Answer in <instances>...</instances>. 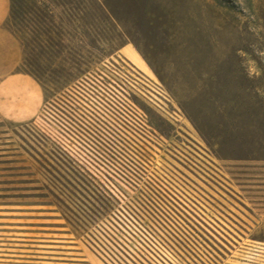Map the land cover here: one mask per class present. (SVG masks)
I'll return each instance as SVG.
<instances>
[{
    "label": "rangeland",
    "instance_id": "rangeland-1",
    "mask_svg": "<svg viewBox=\"0 0 264 264\" xmlns=\"http://www.w3.org/2000/svg\"><path fill=\"white\" fill-rule=\"evenodd\" d=\"M108 1L120 20L35 3L44 102L0 118V264H264V117L242 113L264 86V0ZM115 116L136 166L97 147Z\"/></svg>",
    "mask_w": 264,
    "mask_h": 264
},
{
    "label": "trees",
    "instance_id": "trees-1",
    "mask_svg": "<svg viewBox=\"0 0 264 264\" xmlns=\"http://www.w3.org/2000/svg\"><path fill=\"white\" fill-rule=\"evenodd\" d=\"M104 6L108 10L111 17L115 20H120L115 7L108 0H102ZM37 0H9V14L6 20L2 23L1 28L11 33L20 43L23 50V60L20 67L26 68L18 70L17 72L26 73L33 77L39 83L37 62L35 60V51L29 40L30 21L35 23L36 27L44 33L43 29L46 25V15L43 9L36 6ZM123 2V0H119ZM32 18L34 20H32ZM41 46V44H38ZM245 90V89H244ZM257 91L264 92V86L258 87ZM255 91L254 100L245 104L242 109L243 117H264V99L259 97L258 92ZM118 117L111 120H100L97 118L95 122L94 134L97 141V147L104 152L108 150L110 158H118L121 163L129 166H136L138 163L132 156V151H136L134 145L124 135L122 125L117 121ZM252 158H259L260 155H250ZM134 161V163H132ZM132 170H134L131 167Z\"/></svg>",
    "mask_w": 264,
    "mask_h": 264
},
{
    "label": "crops",
    "instance_id": "crops-1",
    "mask_svg": "<svg viewBox=\"0 0 264 264\" xmlns=\"http://www.w3.org/2000/svg\"><path fill=\"white\" fill-rule=\"evenodd\" d=\"M9 14V0H0V118L25 122L35 118L44 102L40 84L30 75L14 72L22 52L17 39L1 28Z\"/></svg>",
    "mask_w": 264,
    "mask_h": 264
}]
</instances>
